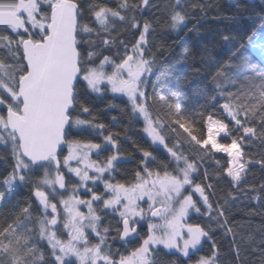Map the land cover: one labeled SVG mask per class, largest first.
I'll list each match as a JSON object with an SVG mask.
<instances>
[{"label": "trees", "instance_id": "trees-1", "mask_svg": "<svg viewBox=\"0 0 264 264\" xmlns=\"http://www.w3.org/2000/svg\"><path fill=\"white\" fill-rule=\"evenodd\" d=\"M59 1L41 0L40 15L50 21L53 5ZM74 1L79 5L77 47L82 73L106 57L120 62L147 27L145 58L155 65L146 90L147 107L161 123L167 147L179 146L196 164L193 181L206 196V203L196 198L198 211L187 223L202 229L207 239L186 257L159 247L152 264H194L211 257L216 264H264V59L249 43L264 21V0ZM103 10L116 14L107 26L97 20ZM176 15L183 18L180 30L175 28ZM30 27L20 34L4 29L0 37V78L3 74L13 78L15 88V79L27 70L23 40L41 41L46 34ZM6 98L0 90L3 115L10 107ZM226 104L237 112V121L225 111ZM74 105L73 123L66 133L68 144L103 147L94 158L102 163L116 153L120 156L105 180L128 188L146 172L174 170L168 149L153 144L145 134L144 120L128 99L94 93L80 78ZM209 118L226 125L225 143L235 141L241 146L246 170L237 184L228 174L229 156L204 144ZM107 138L114 144L105 147ZM65 158L66 150L56 160ZM14 163L11 147L0 145V192L5 193L0 207V264H59L41 235V221L47 214L37 196L39 191L50 194L41 183L49 163L33 166L25 180L9 192L7 182ZM54 169L59 170L57 165ZM74 185L72 180L66 187ZM101 191L97 185L96 192ZM49 201L59 206L57 196L50 194ZM98 213L99 228L116 235L110 249L113 259L138 251L150 237L144 225L135 239L123 241V226L117 218L101 208ZM55 224L64 238V221L60 218ZM65 264L80 263L72 258Z\"/></svg>", "mask_w": 264, "mask_h": 264}, {"label": "rangeland", "instance_id": "rangeland-1", "mask_svg": "<svg viewBox=\"0 0 264 264\" xmlns=\"http://www.w3.org/2000/svg\"><path fill=\"white\" fill-rule=\"evenodd\" d=\"M40 1L19 2L22 16L36 31H44L49 25L46 17L40 15ZM0 5L3 3L0 2ZM115 15L114 12L103 10L98 13L97 20L101 25L107 26L110 18ZM1 22L5 25L2 17ZM174 24L175 28L180 30L184 24L183 18L176 15ZM4 27H0V37ZM147 31V27H143L138 42L120 62L106 57L98 65H88L81 80L94 93L107 92L114 97L128 99L137 116L144 120L145 134L154 145L168 149L175 168L163 174L146 172L138 177L134 186L119 187L104 179V176L113 174L115 164L120 158L117 153L102 163L94 158L99 156L103 147L94 143L68 144L67 158L61 162L56 158L51 159L42 172L41 183L51 195L58 197L59 206L56 208L51 204L50 194L47 192L37 193L41 202L44 195L43 204L47 214L41 221V235L52 246L54 257L59 264H65L72 258H76L80 264H152L153 253L159 247L186 257L207 239L202 229L187 223L188 217L198 211L196 198L206 203L203 189L193 181L197 166L181 152L179 146L167 147L161 132V123L151 115L147 107V85L155 68L154 63L145 58ZM249 43L264 59V21L249 39ZM129 55H133V62L131 70L126 73L121 70V66ZM3 76L0 78V90L9 97L6 98L7 101L9 99L8 105L19 111L21 103L17 97L18 86L15 88L13 85V78L5 74ZM20 79L21 76L15 79L18 85ZM133 82V87H126ZM2 106L5 105L0 100V108ZM223 107L233 119L238 120L235 109L228 104ZM76 123L82 125L80 122ZM207 131L204 144L229 156L228 174L236 184L239 183L246 170L240 144L235 141L225 143L222 138L227 135V127L213 118L207 120ZM112 142L111 138H107L105 145L114 144ZM0 145L10 146L14 154V168L7 182L11 192L17 184L25 180V174H28L33 166L22 156L18 138L9 128L6 114L3 115L1 111ZM56 165L59 168L57 171L54 169ZM72 180L77 185L66 187ZM97 185L102 188L101 192H96ZM4 199L5 193L0 192V207ZM100 208L117 218L119 225L123 226L124 220H129L132 228L134 225H145L150 231L145 248L129 258L113 259L110 249L116 235L99 228ZM156 208L161 210L160 218L152 219L151 214ZM60 218L64 221V238L55 229V222ZM121 231L122 237L123 229ZM194 264H216V259L202 258Z\"/></svg>", "mask_w": 264, "mask_h": 264}, {"label": "water", "instance_id": "water-1", "mask_svg": "<svg viewBox=\"0 0 264 264\" xmlns=\"http://www.w3.org/2000/svg\"><path fill=\"white\" fill-rule=\"evenodd\" d=\"M79 5L74 0H60L51 10L46 36L38 42L23 41L27 67L18 85L19 111L6 110L7 124L20 143L25 159L33 166H45L60 152L67 150V130L72 126L70 115L75 109L74 95L82 76L77 47ZM7 23L18 30L24 21L17 12H6ZM133 55L121 66L123 72L132 68ZM44 203V195H42ZM160 208L153 210L152 219H159ZM139 227L123 222V240L138 236Z\"/></svg>", "mask_w": 264, "mask_h": 264}, {"label": "flooded vegetation", "instance_id": "flooded-vegetation-1", "mask_svg": "<svg viewBox=\"0 0 264 264\" xmlns=\"http://www.w3.org/2000/svg\"><path fill=\"white\" fill-rule=\"evenodd\" d=\"M20 1H23V0H15L14 2H10V1H6V0H0V2H2L3 3V5H0V17H2V19H3V22L5 21V25L1 22L0 23V27H4L3 28V31H4V29H8V30H10L11 32H13V33H15V34H20V33H27V32H29V24H27V22H26V20L24 19V17L22 16V14H21V10L19 9L20 7H19V2ZM7 11H13V12H17L20 16H21V18H22V20L24 21V27H23V29L22 30H18V29H16V28H14L13 26H11V25H9L8 23H7V20H6V12ZM30 28H32L33 29V31L36 33L37 31L35 30V28L34 27H30ZM47 31H48V27L44 30V31H42V32H44V33H46L47 34ZM45 34V35H46ZM25 39H27V38H25ZM24 39V40H25ZM31 39V38H30ZM23 40V41H24ZM33 40V39H32ZM34 41V40H33ZM34 42H36V41H34ZM38 42V41H37ZM27 71V70H26ZM129 72V71H128ZM128 72H126V73H128ZM26 73V72H25ZM24 73V74H25ZM24 74H22V75H20L21 76V78H22V76L24 75ZM128 75V74H127ZM135 83L133 82V83H131V84H129V85H127L126 87L127 88H131V87H133V85H134ZM21 103V102H20ZM21 105H22V103H21ZM21 105H20V107H21ZM20 109V108H19ZM107 139H105V141H106ZM111 140H112V138H111ZM113 141V140H112ZM108 145V144H107ZM107 145H105V143H104V146H107ZM136 226H138L139 227V232H140V225H136ZM132 227V226H131ZM134 227H135V225H134ZM148 231H149V229H148ZM150 232V231H149ZM139 234V233H138ZM149 239V238H148ZM148 239H146L144 242H143V244H142V246L140 247V249L139 250H143L144 248H145V246H146V241L148 240ZM123 240V239H122ZM123 241H128V240H123ZM138 250V251H139ZM138 251H136V252H138ZM136 252H133L131 255H128V256H120L119 257V259H125V258H129L130 256H132L133 254H135Z\"/></svg>", "mask_w": 264, "mask_h": 264}]
</instances>
